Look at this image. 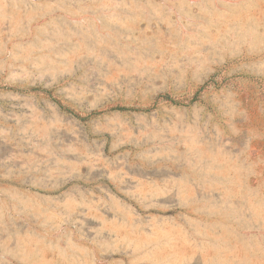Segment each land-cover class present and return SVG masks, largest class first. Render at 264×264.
<instances>
[{
	"label": "rangeland",
	"instance_id": "374dc122",
	"mask_svg": "<svg viewBox=\"0 0 264 264\" xmlns=\"http://www.w3.org/2000/svg\"><path fill=\"white\" fill-rule=\"evenodd\" d=\"M0 264H264V0H0Z\"/></svg>",
	"mask_w": 264,
	"mask_h": 264
},
{
	"label": "trees",
	"instance_id": "16d2710c",
	"mask_svg": "<svg viewBox=\"0 0 264 264\" xmlns=\"http://www.w3.org/2000/svg\"><path fill=\"white\" fill-rule=\"evenodd\" d=\"M200 90H201V88H200ZM200 90H199V91H200ZM199 91L196 92V94H195L194 97H193V100L196 99L197 94H198ZM158 98H161V99H164V100H170V101H173L174 103H177V102H175V100H172V99H171L168 95H166V94L158 95ZM56 103L59 105V107H60L61 109H63V106H62L58 101H56ZM116 109H118V110H125L124 107H117ZM68 111H70V110H68Z\"/></svg>",
	"mask_w": 264,
	"mask_h": 264
}]
</instances>
